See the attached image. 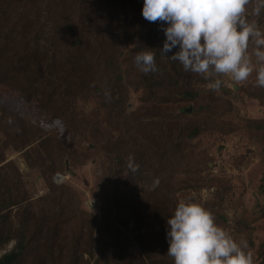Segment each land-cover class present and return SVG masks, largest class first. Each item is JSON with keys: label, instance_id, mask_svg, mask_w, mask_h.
<instances>
[{"label": "trees", "instance_id": "trees-1", "mask_svg": "<svg viewBox=\"0 0 264 264\" xmlns=\"http://www.w3.org/2000/svg\"><path fill=\"white\" fill-rule=\"evenodd\" d=\"M143 3L0 0V88L28 103L42 96L40 114L51 123L60 121L73 136L78 103L97 100L102 122L119 135L108 149L111 164L119 168L122 159L127 161L131 155L139 166L135 172L127 170L125 188L108 184L114 195L102 200L112 203L101 204L100 217L83 210L71 188L52 180L46 196L21 200L16 187L19 171L13 164H3L7 150L27 148L39 140L44 128L0 102L4 136L0 142V252L15 243L11 254L18 257L10 264H172L166 221L177 202L161 192H169L166 179L183 177L182 186L197 192L217 186L205 174L211 158L198 152L196 140L225 132L222 120L233 111L231 91L224 89L223 96L217 95L201 76L162 57L165 35L161 29L167 25L145 20ZM142 49L155 53L159 71H139L134 57ZM122 59L127 69L121 67ZM133 86L142 91L141 106L128 114L129 87ZM129 125L135 128L134 134L123 130ZM250 126L264 137V118ZM53 148L52 139H47L27 151L28 166L56 172ZM160 176L162 184L156 190L144 186L141 191L132 190L142 180ZM133 247L136 254L130 252ZM3 258L0 264H5Z\"/></svg>", "mask_w": 264, "mask_h": 264}, {"label": "rangeland", "instance_id": "rangeland-1", "mask_svg": "<svg viewBox=\"0 0 264 264\" xmlns=\"http://www.w3.org/2000/svg\"><path fill=\"white\" fill-rule=\"evenodd\" d=\"M258 22L264 28V18L258 19ZM127 66L122 59L121 67L127 69ZM132 78L137 79L135 75ZM222 79L220 90L215 92L223 96L224 89L230 90L229 101L233 105V111L222 120L226 125L225 132L204 134L196 140L198 152L207 153L211 158L205 174L208 179L216 180L213 185L217 186L204 188L199 192L188 190L182 186L184 178L179 176L172 177L171 181L165 178L169 192L165 193L166 189L161 192L171 196L175 202L181 198H191L207 207L215 216L218 225L237 240L248 242L255 264H264V137L256 128L250 126L252 121L259 122L264 118V87L256 86L255 74L241 84H236L227 77ZM134 87H129L128 114L134 113L141 106L142 91ZM5 91L0 90L2 104L44 128L39 140L27 148L15 152L12 149L7 150L3 164H13L19 171L21 178L16 187L20 199L34 201L46 196L50 190L49 181L52 180L57 186L71 188L76 193V202L81 208L100 217L101 204L112 203H104L102 200L106 196L114 195L113 188L110 191L107 188L108 184H119L125 188L128 178V168L125 167L127 157L122 159L119 168L111 164L112 157L108 149L117 141L119 135L102 122L100 102L92 100L78 103L77 123L74 126L77 133L73 136L65 132L60 121L51 123L40 114L42 96L35 102L28 103L19 95ZM248 91L254 95H249ZM257 96H262L263 99ZM129 123L132 125V122ZM123 130L135 133V128L131 129L130 125ZM2 139L4 141L0 132V142ZM47 139H52L54 143L57 160L54 173L47 169L32 170L26 162L25 153L40 147ZM46 164L49 165L50 162L47 160ZM194 179L196 178L192 180ZM161 184V176L145 179L132 190L141 191L144 186L154 191ZM122 191L125 192V189ZM127 193H130L129 190ZM140 195L146 197L144 192ZM125 215L129 219L131 214L127 212ZM250 230L252 233H249ZM14 244L11 242L0 255H10ZM130 252L136 254L138 251L133 247Z\"/></svg>", "mask_w": 264, "mask_h": 264}, {"label": "clouds", "instance_id": "clouds-1", "mask_svg": "<svg viewBox=\"0 0 264 264\" xmlns=\"http://www.w3.org/2000/svg\"><path fill=\"white\" fill-rule=\"evenodd\" d=\"M262 13L264 0H144L142 8L145 20L167 25L161 29V56L201 76L213 91L220 90L223 77L241 84L253 74L256 86L264 87ZM134 62L144 74L159 71L151 50L137 52ZM127 167L132 172L139 167L131 155ZM166 223L172 264H255L248 242L234 238L191 198L178 199Z\"/></svg>", "mask_w": 264, "mask_h": 264}, {"label": "water", "instance_id": "water-1", "mask_svg": "<svg viewBox=\"0 0 264 264\" xmlns=\"http://www.w3.org/2000/svg\"><path fill=\"white\" fill-rule=\"evenodd\" d=\"M190 111H191V109H189V112ZM17 257H18V255L16 253H13V254L4 256L3 260H4L5 264H10V263L14 262Z\"/></svg>", "mask_w": 264, "mask_h": 264}, {"label": "built area", "instance_id": "built-area-1", "mask_svg": "<svg viewBox=\"0 0 264 264\" xmlns=\"http://www.w3.org/2000/svg\"><path fill=\"white\" fill-rule=\"evenodd\" d=\"M5 254V253H4ZM0 257H2L1 255H0Z\"/></svg>", "mask_w": 264, "mask_h": 264}]
</instances>
